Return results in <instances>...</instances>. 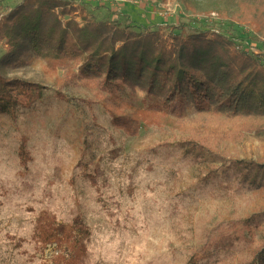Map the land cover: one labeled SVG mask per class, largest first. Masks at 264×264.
I'll return each instance as SVG.
<instances>
[{"label":"rangeland","instance_id":"1","mask_svg":"<svg viewBox=\"0 0 264 264\" xmlns=\"http://www.w3.org/2000/svg\"><path fill=\"white\" fill-rule=\"evenodd\" d=\"M69 1L80 24L84 16L135 24L160 31L168 45L181 28L189 35L201 28L264 63V29L240 16L238 0ZM15 3L0 0V22ZM1 45L0 58L8 48ZM78 70L74 61L36 57L7 70L47 91L0 113V264H52L59 251L46 225L78 216L89 232L80 264H250L264 243V171L232 162L264 166V131L219 136L211 153L194 155L187 142L196 130L149 113L138 91L126 109L141 125L131 136L114 125L101 87L74 80ZM59 86L66 99L56 96Z\"/></svg>","mask_w":264,"mask_h":264},{"label":"trees","instance_id":"2","mask_svg":"<svg viewBox=\"0 0 264 264\" xmlns=\"http://www.w3.org/2000/svg\"><path fill=\"white\" fill-rule=\"evenodd\" d=\"M238 1L240 16L264 29V0ZM3 11L1 4L0 14ZM76 12V3L69 0H16L0 22V46H8L0 58V113H14L17 107L44 100L47 87L43 84L7 74L10 66L27 65L36 57L51 65L77 62L74 80L101 87L114 125L131 136L141 125L126 109L132 107L138 91L145 93L149 113L170 115L196 130L197 138L187 142L194 155L211 153L219 136L241 137L246 127L264 131V63L250 52L235 49L225 36L210 40L201 28L189 35L183 27L168 45L158 30L143 32L135 24L87 16L80 24ZM238 18L237 14L234 21ZM62 89L54 91L66 99ZM186 107L202 119L186 116ZM203 134L213 139L201 142ZM232 164L245 171L252 166L264 171L261 164ZM259 218L251 216L249 225ZM46 230L47 241L59 251L52 264L81 263L89 234L81 217L69 225L49 223ZM250 264H264V243Z\"/></svg>","mask_w":264,"mask_h":264}]
</instances>
